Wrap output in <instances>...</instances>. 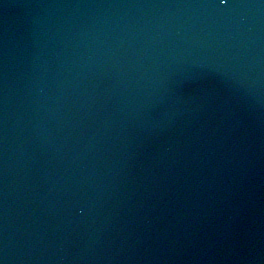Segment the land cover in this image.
Segmentation results:
<instances>
[{"label": "water", "instance_id": "95a60500", "mask_svg": "<svg viewBox=\"0 0 264 264\" xmlns=\"http://www.w3.org/2000/svg\"><path fill=\"white\" fill-rule=\"evenodd\" d=\"M263 258L264 0H0V264Z\"/></svg>", "mask_w": 264, "mask_h": 264}, {"label": "snow or ice", "instance_id": "6c2138e0", "mask_svg": "<svg viewBox=\"0 0 264 264\" xmlns=\"http://www.w3.org/2000/svg\"><path fill=\"white\" fill-rule=\"evenodd\" d=\"M222 3H227V0H221Z\"/></svg>", "mask_w": 264, "mask_h": 264}, {"label": "bare ground", "instance_id": "6f19581e", "mask_svg": "<svg viewBox=\"0 0 264 264\" xmlns=\"http://www.w3.org/2000/svg\"><path fill=\"white\" fill-rule=\"evenodd\" d=\"M263 260H264V258L261 260V262L259 264H264Z\"/></svg>", "mask_w": 264, "mask_h": 264}]
</instances>
